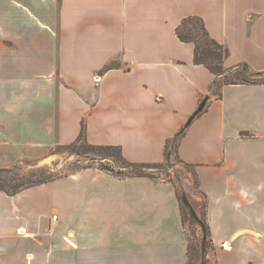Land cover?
Listing matches in <instances>:
<instances>
[{"label": "crops", "instance_id": "1", "mask_svg": "<svg viewBox=\"0 0 264 264\" xmlns=\"http://www.w3.org/2000/svg\"><path fill=\"white\" fill-rule=\"evenodd\" d=\"M18 16L22 34L7 30ZM187 17L227 48L225 68L264 73V0H0V168L72 144L82 123L133 163L164 162L179 135L215 264H264V83L213 93L176 35ZM187 252L170 182L93 167L0 190V264H187Z\"/></svg>", "mask_w": 264, "mask_h": 264}, {"label": "rangeland", "instance_id": "2", "mask_svg": "<svg viewBox=\"0 0 264 264\" xmlns=\"http://www.w3.org/2000/svg\"><path fill=\"white\" fill-rule=\"evenodd\" d=\"M13 22H18V24H12L7 30L10 31L14 29L15 32L22 34L24 32L23 18L18 16L13 19ZM5 26L6 24L3 22L2 27L4 28ZM18 57H21V55L18 54ZM234 73H236V75L240 74L243 76V79L234 78L235 81L264 82V74L262 76H251L243 69H238ZM232 75L228 76V80L233 79ZM223 79L224 78H221L220 81L222 82ZM218 89V87H214L213 93L217 94L219 92ZM82 145V143H78L76 146L69 148H67L69 145L57 146L49 153V155L45 156L40 161L33 162L23 159L18 162H14L11 167L0 168V183L4 185L6 189L9 188L11 191L12 187H23L22 189H24L32 185L42 184L44 182L72 175L78 171L88 169L86 168L88 166L96 168L103 165L109 167L116 174H120L121 176L146 174L152 176L153 179L172 183L180 201L183 202L182 199L183 196H185L190 202V205L193 207L198 218H202L204 216L207 201L201 194L203 193L202 189L195 183L194 169L184 165L176 158L173 150L174 147L171 148L173 151L169 158V166L162 162V164L160 163V167H150L142 171L141 169L131 170L128 168H120V164L118 165L113 162L109 163L107 161L105 162L104 160H100L97 156H94L93 153H84ZM6 170L11 171L5 172ZM22 189L18 191H21ZM182 205L183 207H186L184 203H182ZM189 214L188 209H184L183 227H185V235H188L190 240V255L188 264H215L213 260V250H209L206 253L198 250L201 247L200 244L203 231L200 225L194 226L192 221L189 219V216H191ZM194 232L196 237L192 238L191 235H193Z\"/></svg>", "mask_w": 264, "mask_h": 264}, {"label": "trees", "instance_id": "3", "mask_svg": "<svg viewBox=\"0 0 264 264\" xmlns=\"http://www.w3.org/2000/svg\"><path fill=\"white\" fill-rule=\"evenodd\" d=\"M176 35L180 41L185 42V43H191L193 45V48H194L193 62H194V64L204 66L217 78L212 85V91L214 90V87H218L219 88L218 90H220V88L225 84L264 83V82H246V81L239 82L237 80L236 81L234 80V78L243 79V76H241L240 74L236 75V73H234L238 69H243L244 71L248 72L251 76H262L264 73L251 71L247 64H240L234 68H229V69L225 68L224 67V59L226 58V56L228 54V50L224 45L219 44L218 42H216L214 39H212L209 36V33L206 30L204 22L202 21L201 18H199V17L184 18L182 20V22L179 24V26L176 28ZM112 67H113L112 65H108L106 67V69H110ZM229 75H232V77H233L232 80H228ZM221 78H224L222 82L220 81ZM178 138H179V135H176V137L173 140L168 141L166 143L164 163L168 166L170 165V159L169 158L172 154V151L174 150L176 158L181 163H183L184 165L194 169V167L192 165L186 164L179 159V156L177 154ZM78 143L83 144L82 148L84 150V153H93L94 156H97L98 159H100V160H104L105 162L107 161L109 163L113 162V163H116L118 165L120 164L121 165L120 168H128L131 170L141 169L143 171L144 169H147L150 167H153V168L154 167H160V164L129 162L128 160H126L123 157L121 149L118 146H102V145L90 144L87 140L85 125L83 123L81 124L80 133H79L77 139L72 144H70L67 148L72 147V146H76V144H78ZM173 147H174V149L172 150L171 148H173ZM91 167L92 166H88L86 168H91ZM96 168L99 170L110 172L112 175H114L118 178L144 176V177H149V178L153 179L152 176H149L146 174H131V175H127V176H121L120 174H116L109 167H106L103 165L102 166L100 165L99 167H96ZM10 171L11 170H6L5 172H10ZM193 171H194L195 183L198 187H200L196 172H195V170H193ZM22 188L23 187H21V188L12 187V191H11L9 188L6 189V187L0 183V190L4 191L7 194H15V193L19 192L18 190H20ZM201 194L205 197V199L207 201V197L204 194V192ZM178 200L180 202L182 223L184 226L183 213H184V209L186 210L188 208L183 207V205H182L183 202L180 201L179 196H178ZM206 208H207V203H206ZM188 211H189V209H188ZM189 213H190V211H189ZM189 215H191V213ZM189 219L192 221L194 226L200 225L202 228V231H203V235L201 237V244H200L201 247L198 250L201 252H204V253H206L209 250H214L213 244H212V241L210 238L209 226H208L207 221H206V212L204 213V216L202 218H199L200 222L195 221V219L193 218L192 215L189 216ZM184 229H185V227H184ZM194 234H195V232L193 233V235H191L192 238L196 237ZM186 241H187V250H188L187 254H188V261H189V255H190V243H189V241L190 240L188 238V235H186ZM198 246H197V248H198ZM188 261H187V264H188Z\"/></svg>", "mask_w": 264, "mask_h": 264}, {"label": "water", "instance_id": "4", "mask_svg": "<svg viewBox=\"0 0 264 264\" xmlns=\"http://www.w3.org/2000/svg\"><path fill=\"white\" fill-rule=\"evenodd\" d=\"M207 100H208V97H205V98L201 101V103L199 104V106H198L196 112H195V113L193 114V116L189 119L188 124L190 123V121L192 120V118H193L194 116H196L199 112H201V111L203 110V108H204V106H205ZM183 203H184V205L189 209V211H190L191 215L193 216V218L195 219V221L200 222L198 216L196 215V213H195V211H194V209H193V207L190 205V202L188 201V199H187L185 196H183Z\"/></svg>", "mask_w": 264, "mask_h": 264}, {"label": "built area", "instance_id": "5", "mask_svg": "<svg viewBox=\"0 0 264 264\" xmlns=\"http://www.w3.org/2000/svg\"><path fill=\"white\" fill-rule=\"evenodd\" d=\"M57 218H58V217H57L56 214H53L52 217H51L52 221H56ZM223 248H228V247L224 244V245H223Z\"/></svg>", "mask_w": 264, "mask_h": 264}]
</instances>
